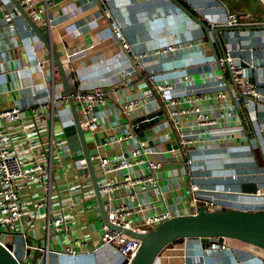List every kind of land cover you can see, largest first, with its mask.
<instances>
[{"label":"crops","instance_id":"1","mask_svg":"<svg viewBox=\"0 0 264 264\" xmlns=\"http://www.w3.org/2000/svg\"><path fill=\"white\" fill-rule=\"evenodd\" d=\"M177 1L206 26L228 28L225 26L227 14L248 16L247 22L252 26L264 25V0ZM8 2L0 0V19ZM33 3L42 9L41 19L49 30L51 50L67 66V84L71 92L107 91L105 105L93 109L101 127L95 132L82 130L89 152L104 141L130 132L129 121L119 107L131 98L144 95L145 90L139 88L144 73L153 74L157 82L171 83L176 94L185 95H213L217 90L216 79L223 81L225 98L199 104L209 108L213 116H218V106L223 107L222 113L228 114L225 121L220 119L224 131L210 139L204 138L198 149L191 151V166L180 168V161H167L164 153L166 146L161 133H168L174 140L170 126L165 121L153 125L156 141L148 142L147 147L151 149L145 147L146 157L161 165L157 173L158 188L164 198L161 200L152 193L138 194L131 200L120 190L115 194L114 205L130 210L136 200H144L140 203L148 208L146 214L158 213L165 206L173 208L174 204L186 214L189 200L197 195L213 202L217 210H264V195L253 196L256 190L264 193V30L242 29L249 27L244 26L219 35L226 56L243 65L259 95L256 102L235 96V109L229 93L236 94V91L227 76L221 78L218 67L213 65L212 50L200 28L169 0H33ZM110 20L116 23L133 52L147 54L142 69L134 70L131 54L121 51L113 41L108 26ZM0 34L5 39V44H0L4 58L0 57V62H4L1 65L5 69L0 74V85L7 91L2 96L0 109L13 104L31 107L52 95L64 94L57 73L36 65L32 47L42 52L40 42L32 41L33 35L20 16L2 26ZM210 38L219 55L218 45L211 35ZM14 41L17 48H13ZM187 44L191 47L185 48ZM166 46L183 48L166 57H149L152 51ZM184 75L186 81L182 79ZM142 98L147 102L145 111L158 110L152 96ZM188 121L190 118L181 120ZM4 129L24 161H30L26 156L27 143L42 144L54 157L50 180L43 181L44 186L48 184V191L31 184L30 190L21 193V199L34 215L30 220L32 226L24 225L19 236H7L2 243L18 255L20 243L35 247L33 240L43 239L41 249L44 253L37 264H122L114 248H97L101 221L95 217L92 205L83 207L90 202L85 195L89 183L76 173L83 161L77 160L80 146L69 111L63 107L54 109L52 117L49 113L46 124L42 125L24 109L19 123L6 124ZM122 146L128 150L126 143ZM117 150L118 147H103L96 152L110 159ZM163 166L168 167L163 169ZM190 183L199 188L195 194L189 191ZM58 201L62 203L65 221L63 230L54 233L51 220L57 217ZM39 203L41 208L35 206ZM126 220L134 221V218L127 216ZM46 222L50 226L45 237ZM221 246L194 239L181 240L165 247L153 264H264V252L258 249L228 240H224V249ZM66 247L75 251L74 256L65 254Z\"/></svg>","mask_w":264,"mask_h":264},{"label":"built area","instance_id":"2","mask_svg":"<svg viewBox=\"0 0 264 264\" xmlns=\"http://www.w3.org/2000/svg\"><path fill=\"white\" fill-rule=\"evenodd\" d=\"M14 1L23 9L32 23L45 26V23L41 19L42 9L35 6L33 0ZM3 8L4 12L0 19V28L10 24L13 19L20 16L10 2L4 5ZM248 20V16L227 14L225 26L228 28L252 26L251 23L247 22ZM108 26L111 30L112 39L117 43L120 50L131 54L133 63L132 68L134 70H138L139 68L142 69V62L147 54L133 52L114 21L110 20ZM0 39L2 40L0 44H3L5 39L2 37ZM17 47L18 44L14 41L13 48ZM189 47H191L190 44L185 46V48ZM180 48L181 47L166 46L152 51L149 53V57H166L167 55H173L183 47ZM0 57L4 60L3 53H0ZM3 63L4 62L1 61L0 65ZM213 63L215 67L217 66L219 68L222 74L221 78H223L224 75L227 76L230 84L236 91V94L233 92L229 93L233 108H237V99L235 97L237 95L253 102L259 100L256 86L248 80L243 65L228 56L218 58V60ZM36 65H39L38 62ZM3 71H5V69L1 65L0 74H2ZM123 74L124 72H122V75ZM182 79L186 81L187 77L184 75ZM141 82L142 86L139 88L145 90L142 97L147 98L153 94L156 96L165 110L166 118L168 119V123H166L170 126L174 134V140H172L168 133H161L164 145L166 146L164 153L167 155V161H180L185 168L191 166L193 161L191 151L195 150V148L197 150L204 138L210 139L214 134L224 131V128H221L220 119L225 121L228 114L222 113L223 107L221 105L217 107L219 109V112L216 113L218 117L213 116L209 108L205 109L199 104L213 99L221 101L225 98L223 81L216 79L215 83L217 90L213 95L176 94L171 83L157 82L155 76L151 73H144L141 76ZM6 92L5 88L0 85V104L2 103L3 94ZM106 94L107 91L102 89L93 91H74L70 94L76 109L79 128L81 130L95 132L101 127L97 122L93 109L105 105ZM142 97L137 99L131 98L119 107L121 113L129 121L130 132L118 138H114L113 140L104 141L95 147V152L98 148L118 147L117 153L110 159L100 156L97 152L94 156L90 157V161L98 165L101 173V177L97 182L98 192L100 196L106 197L109 202L105 208L106 223L103 224L101 222L100 225V238L97 248H114L123 262H128L134 256L139 246V242L136 239H132L123 234L124 230L142 235L175 216L195 214L198 206H202L206 211L217 210L213 202H209L197 195L189 200L187 206L188 212L186 214H182L181 210L175 204L173 208L165 206L163 210L155 214H146L148 208H145L144 205L140 203L145 202L144 200H136L137 203L130 210L123 205L113 204L115 194L120 190L124 192L126 198L131 200H135L138 194L145 196L152 193L159 196L161 200L164 198V194L160 193L158 188L157 173L161 165L146 157L148 152L146 149L149 148L147 147L148 142L156 141L154 132L152 133L154 127L149 129L151 137L140 140L138 133H136L138 126L137 124H133V120L142 115V110L145 111L144 107L147 102L143 101ZM66 99L64 94L58 96L52 95L48 100L40 102L35 106H26L22 108L19 105L13 104L8 108L0 109V244L4 247H6V245L2 243V240L5 237L19 236L18 234H21L20 232L24 225L30 224V226H32L30 220L34 215L29 210L28 205L21 199V193L23 190H30L31 184L40 185L45 191H48V184L44 186L43 181L46 180L48 183L50 180L51 161L54 157L52 152L45 149L42 144L27 143L26 156L30 161H24V157L15 151L13 140L10 134L4 129V126L6 124L19 123L24 109L32 114L34 121L45 125L49 113L51 118L54 109L63 107L65 110H68ZM188 118H190V121L185 123L181 122V120H186ZM123 143L127 144L128 150L123 148ZM198 189L199 188L195 184H189V191H191V193L195 194ZM87 190L88 192L85 193V195L87 194L89 197L90 191L89 189ZM263 195V192L256 190L253 196L261 197ZM57 205H59L57 217L51 220L54 233H60V231L63 230L65 221L64 215L62 214V203L58 201ZM35 206L41 208L42 204L39 203ZM68 207L71 209L72 205L69 204ZM38 208L34 212L37 213L39 210ZM91 208L94 209L96 206H91ZM127 216L133 217L134 221L126 220ZM49 226L50 225L46 222L43 232L45 237L47 236ZM111 226L118 228V230L112 229ZM221 245L224 249V241ZM20 247L21 253L18 255L8 250L15 257L25 259L27 257L26 251L35 248L33 246H27L25 243H20ZM39 251V256H42L44 252L42 249H39ZM74 253L75 251L72 248H65V254L74 256Z\"/></svg>","mask_w":264,"mask_h":264},{"label":"water","instance_id":"3","mask_svg":"<svg viewBox=\"0 0 264 264\" xmlns=\"http://www.w3.org/2000/svg\"><path fill=\"white\" fill-rule=\"evenodd\" d=\"M177 9L185 14L195 25H197L203 33V38L207 42L208 48L212 50L213 62L218 58L226 56L222 46L219 35L223 32H228L233 28L211 27L206 26L193 13H191L185 6L177 0H169ZM9 2L15 7L21 19L26 24L28 31L31 33L33 39L40 42L41 51L34 46L32 50L34 56L40 66V69L50 68L55 71L60 79L63 93L66 96L67 108L71 114L73 125L77 134L80 146V155L77 160L83 161V165L76 171L78 176L85 177L89 186V201L83 207L96 206L93 213L96 218L105 224V208L108 205V199L100 196L98 192L97 182L101 177L98 165L90 161V157L95 155V150L89 152L85 148L83 141L82 130L79 128L78 116L75 106L71 99V89L67 84L66 69L67 66L61 62L57 54L51 50L48 41L49 30L46 26L36 25L30 21L23 9L14 0ZM242 29L251 31L264 30V25L249 26ZM210 35L214 38L219 48V55L213 49V42ZM133 67V63L131 62ZM216 65V64H215ZM217 67V66H216ZM218 71L221 74L219 68ZM152 97L157 104V111H144L142 115L133 120V124H137L136 133L140 140L151 137L148 129L161 121L168 123L165 110L159 103L156 96ZM146 130V131H145ZM168 166H163V169ZM178 167L184 168L181 164ZM118 230V228L112 227ZM123 234L139 242L138 249L134 256L122 264H153L159 253L167 246L171 245L177 240H199L203 243L211 242L215 244H222L224 240L237 242L250 246L264 252V210L259 211H241L237 209L214 210L206 211L202 206L196 208V213L175 216L169 220L156 226L153 230L146 234H135L128 230H124ZM43 239L33 240L35 248L27 255L25 259L15 257L7 247L0 244V264H37Z\"/></svg>","mask_w":264,"mask_h":264},{"label":"trees","instance_id":"4","mask_svg":"<svg viewBox=\"0 0 264 264\" xmlns=\"http://www.w3.org/2000/svg\"><path fill=\"white\" fill-rule=\"evenodd\" d=\"M181 4H183L182 2H181ZM184 5V4H183ZM185 6V5H184ZM179 241H181V240H177V241H175L174 243H176V242H179Z\"/></svg>","mask_w":264,"mask_h":264},{"label":"rangeland","instance_id":"5","mask_svg":"<svg viewBox=\"0 0 264 264\" xmlns=\"http://www.w3.org/2000/svg\"><path fill=\"white\" fill-rule=\"evenodd\" d=\"M29 253H30V251L28 250V251H27V255H29Z\"/></svg>","mask_w":264,"mask_h":264},{"label":"bare ground","instance_id":"6","mask_svg":"<svg viewBox=\"0 0 264 264\" xmlns=\"http://www.w3.org/2000/svg\"><path fill=\"white\" fill-rule=\"evenodd\" d=\"M260 252H262V251H260Z\"/></svg>","mask_w":264,"mask_h":264}]
</instances>
